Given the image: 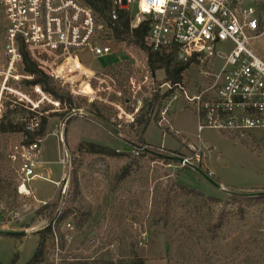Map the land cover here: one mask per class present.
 I'll return each mask as SVG.
<instances>
[{
  "label": "rangeland",
  "instance_id": "1",
  "mask_svg": "<svg viewBox=\"0 0 264 264\" xmlns=\"http://www.w3.org/2000/svg\"><path fill=\"white\" fill-rule=\"evenodd\" d=\"M137 13L134 4L130 14ZM3 23L0 13L1 28ZM103 34L110 37L115 55L81 54L84 67L112 83L111 87L102 85L106 92L99 101L72 97L63 87L72 99L70 110L40 86L26 84L32 78L26 79L22 69L21 82L9 85L17 94L7 93L1 99L0 127L21 121L33 133L42 118L46 125L43 139L37 140V177L24 182L25 190L20 189L19 167L28 139L22 133H0V232L25 233L20 237L0 235V263L10 264L17 256L15 264H27L41 234L54 220L53 234H42L45 240L39 264H126L134 256L143 264H231L233 259V264H264V202L259 198L264 193V132L204 129L198 133L197 114L182 95L171 113L172 131L164 134L167 127L151 120L157 119L159 99L143 135L145 143L154 152L171 151L184 158H191L193 150H183L182 142L195 149L201 146L205 156L195 165L207 175L212 173L221 189L193 167L166 165L147 154L135 156L133 122L118 118V110L103 101L116 102L130 112L132 97H145V107L134 121L146 112L148 84L141 85L142 72L136 70L143 56L132 45ZM221 64L216 57H200L188 64L183 72L188 96L204 90L209 84L206 75L216 73ZM155 79L156 86L165 82L163 71H156ZM74 89H82L81 82ZM92 105L104 110L107 123L118 133L89 114ZM34 123L38 126L32 127ZM89 143L122 156L78 152L79 145L86 149ZM75 178L77 187H73ZM66 223L73 227L68 242L64 240Z\"/></svg>",
  "mask_w": 264,
  "mask_h": 264
},
{
  "label": "built area",
  "instance_id": "2",
  "mask_svg": "<svg viewBox=\"0 0 264 264\" xmlns=\"http://www.w3.org/2000/svg\"><path fill=\"white\" fill-rule=\"evenodd\" d=\"M113 4L129 12L131 28L148 22L144 46L152 52L174 54L182 62L200 57H216L222 62L216 73L206 75L208 86L189 97L184 85L165 81L156 86L155 72L150 71L144 53L138 50L143 62L137 64L136 70L142 72L141 85L148 84L147 99L163 97L159 100V126L172 131L171 113L181 98L178 96L183 95L197 114L198 133L204 129L224 133L264 132V0H113ZM134 4L138 9L136 16L130 14ZM0 13L4 20L0 27V102L7 93L17 94L9 85L24 78L19 73L22 54L68 89L72 97L99 101L106 92L102 85L112 86L83 66L81 54L115 55L110 37L103 34L114 26L115 10L109 11V26L98 22L97 15L84 0H0ZM78 82L82 89L75 90ZM137 90L141 92L140 85ZM35 91L41 90L35 87ZM144 98L132 97L130 112H124L116 102H103L118 110V118L134 122V117L145 107ZM54 106L58 107L59 103ZM39 143L35 141L23 147L20 189L25 190L24 182L37 177L35 158ZM190 150L192 157L180 156L184 160L180 166L196 167L195 163L205 156L201 146ZM133 154L137 156L138 152ZM55 224L53 220L52 226ZM64 228L68 232L64 240L71 241L72 225L66 223Z\"/></svg>",
  "mask_w": 264,
  "mask_h": 264
},
{
  "label": "trees",
  "instance_id": "3",
  "mask_svg": "<svg viewBox=\"0 0 264 264\" xmlns=\"http://www.w3.org/2000/svg\"><path fill=\"white\" fill-rule=\"evenodd\" d=\"M84 2L93 10V12L97 15L99 19V23H104L107 26L110 25V17H109V11L115 10L117 13V20L114 22V26L110 28L109 36L117 41V42H124L126 44L132 45L137 50H141L146 59V63L150 69L151 72L156 71H163L165 76V81L171 82L172 84H180L183 85V72L187 69L188 64L191 62H194V58L189 59L186 62L178 61L175 58L174 54H158L155 52H152L150 49L146 48L144 46V38L148 31V22H142L138 26L131 28V20L129 16V12L127 10L118 9L114 4L113 0H84ZM22 69L23 72L32 77L30 81H26V84L32 85V86H40L43 91L51 96L54 100L60 102L61 104H64L65 106H68L70 110H72V99L68 96L67 92L64 91V89L61 87V85L52 79L51 77L44 74L41 70L37 68V66L29 60L26 54H22ZM115 71H113L114 73ZM163 97H153V99L150 101L149 104H147V109L145 113H142L134 122L133 125H131V129L135 126V128L132 130L133 137L135 139L134 142L131 143V147H133L134 151L138 152V155H149L151 156L148 151L154 152L153 148L149 145H147L143 139V135L145 133V130L147 129L148 125L150 124L151 120L155 124L157 123L156 117L151 119V114L154 109V105L158 103V100ZM159 106L160 104H157V115L159 112ZM80 109L79 107H76L75 110ZM89 114L96 115L98 118L109 122L107 117H105V112L102 109L96 108L94 105L89 106L88 109ZM56 116V115H54ZM151 119V120H150ZM45 125H46V119L42 118V122L39 125V128L36 132L30 133L27 131L26 127L24 126V123L21 121H11L8 122V124L5 126L4 124L0 127V133H22L27 139V143H25V146L31 144L32 142H35L37 140H42L44 137L45 132ZM163 132L170 133L171 131L168 128H163ZM86 149L83 148V144L78 146V152L87 151L89 154L92 155H101L106 157H119L122 156L118 152L110 150L106 147H102L96 144H85ZM166 154H174L179 155L176 152L166 151ZM137 155V156H138ZM152 158L157 159L154 156H151ZM166 165H169V161H163ZM195 169H198L200 171H203L199 165H196V167H193ZM204 172V171H203ZM205 175H207L206 172H204ZM210 179L215 182L219 183L217 179H214V177H210ZM73 187H77V179H74ZM194 192V191H193ZM200 197L202 195H199ZM232 198H236V195L232 196ZM261 200L264 202V193L259 196ZM211 199V198H209ZM214 200V199H212ZM46 209H49V205L44 206ZM53 209H55V204L51 206ZM52 221V220H51ZM53 222V221H52ZM51 223V222H50ZM52 223L46 228L45 235H52L54 232V229H52ZM2 233L0 232V235ZM37 243V247L34 253L33 258L27 263V264H39L42 260V254H43V247H44V240L45 237L42 236ZM11 236H18L17 234H13ZM20 237V236H19ZM17 262V256L14 257L12 262L10 264H15ZM235 262V259L231 261V264ZM126 264H143V261L137 257H132L128 261L125 262ZM1 264V263H0ZM102 264H112L111 262H103Z\"/></svg>",
  "mask_w": 264,
  "mask_h": 264
},
{
  "label": "water",
  "instance_id": "4",
  "mask_svg": "<svg viewBox=\"0 0 264 264\" xmlns=\"http://www.w3.org/2000/svg\"><path fill=\"white\" fill-rule=\"evenodd\" d=\"M98 121H100L101 123H103L106 127H108L109 129H111L114 133H118V131L112 126L110 125L109 123H107L106 121L98 118V117H95ZM148 153L151 155V156H154L156 157L157 159L159 160H162V161H169L171 163H174V164H178V165H183L184 163V160L182 157L180 156H177V155H174V154H166V153H158V152H152V151H148ZM195 171H197L198 173H200L209 183H211L212 185H214L215 187H217L218 189H221V186L218 185V184H215L210 178H208L207 175H205L202 171L198 170V169H195ZM2 234H6V235H13V234H17V233H2ZM25 233H18L17 235L18 236H23Z\"/></svg>",
  "mask_w": 264,
  "mask_h": 264
},
{
  "label": "crops",
  "instance_id": "5",
  "mask_svg": "<svg viewBox=\"0 0 264 264\" xmlns=\"http://www.w3.org/2000/svg\"><path fill=\"white\" fill-rule=\"evenodd\" d=\"M198 119V118H197ZM182 144H184L183 146H182V148H183V150H185V149H189L190 150V147L191 146H188L187 144H185V143H183L182 142ZM200 147V146H199ZM179 152V151H178Z\"/></svg>",
  "mask_w": 264,
  "mask_h": 264
},
{
  "label": "snow or ice",
  "instance_id": "6",
  "mask_svg": "<svg viewBox=\"0 0 264 264\" xmlns=\"http://www.w3.org/2000/svg\"><path fill=\"white\" fill-rule=\"evenodd\" d=\"M146 10V9H145Z\"/></svg>",
  "mask_w": 264,
  "mask_h": 264
}]
</instances>
